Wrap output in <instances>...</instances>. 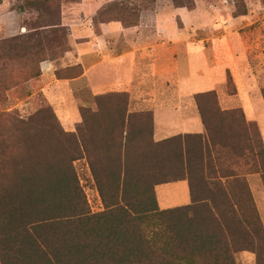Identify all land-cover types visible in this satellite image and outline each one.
<instances>
[{
	"label": "trees",
	"instance_id": "trees-1",
	"mask_svg": "<svg viewBox=\"0 0 264 264\" xmlns=\"http://www.w3.org/2000/svg\"><path fill=\"white\" fill-rule=\"evenodd\" d=\"M27 2L51 8L61 0ZM239 10L233 17L245 15ZM75 67L56 78L79 76L80 65L68 72ZM195 101L204 133L161 142L151 112L128 113L126 93L95 97L75 132L49 104L28 116L0 113V264H235L243 251L264 264V227L245 179L260 174L264 185L258 127L241 109L222 111L214 91ZM79 162L101 212L90 211ZM181 180L190 204L161 210L155 186Z\"/></svg>",
	"mask_w": 264,
	"mask_h": 264
},
{
	"label": "rangeland",
	"instance_id": "rangeland-1",
	"mask_svg": "<svg viewBox=\"0 0 264 264\" xmlns=\"http://www.w3.org/2000/svg\"><path fill=\"white\" fill-rule=\"evenodd\" d=\"M7 1L6 8L13 11L16 21L13 32L6 31L10 22L0 24V113L28 116L49 104L63 129L73 131L81 120L82 104L94 107V97L86 86H79L75 102L68 99L65 104L54 93L48 101L43 87L54 77L48 80L42 72L43 62L49 61L53 72L58 70L61 76L77 74L78 68L68 72L70 67H64L73 65L72 56L76 57L73 41L86 46L91 34L101 35L104 24L131 28L139 26L140 20V33L128 38L175 47L177 103L180 92L182 103L193 107L195 94L208 90L219 93L220 101L226 96L230 101L229 92L234 89L237 93L238 88L242 96L232 104L235 107L242 106L245 99L251 103L264 100V0H191L194 6L190 9L175 8L176 0H61L51 8L27 2L32 0ZM237 8L245 15L233 17ZM37 70L42 76L29 80ZM50 86L57 91L54 82ZM77 99L81 106L76 105ZM76 168L90 211L101 212L103 205L87 166L79 162ZM234 261L256 264V256L238 252Z\"/></svg>",
	"mask_w": 264,
	"mask_h": 264
},
{
	"label": "crops",
	"instance_id": "crops-1",
	"mask_svg": "<svg viewBox=\"0 0 264 264\" xmlns=\"http://www.w3.org/2000/svg\"><path fill=\"white\" fill-rule=\"evenodd\" d=\"M6 5H8L7 0L0 3V24L5 21L10 22L12 26L6 31L13 32L15 14L7 9ZM142 27L141 20L139 26L131 28H124L119 23L104 24L101 35L91 34L92 39L86 43V46L77 45L73 41L71 44L75 47L76 57L72 56L73 65L65 64L64 67L80 65L82 73L79 76L57 79L52 64L49 61L43 62L42 72L46 74L48 80L54 77L52 82L43 87L45 96L49 101V96L52 97L54 93V98L57 99L60 96L63 103L67 104L68 99L75 102L76 92H78L76 88L79 86H86L94 99L97 96L111 93H126L128 113H152L154 142H161L179 135L203 134L204 126L196 104L193 107L183 104L180 92L178 97L180 103H177L174 88L177 73L175 47L166 42L158 43L150 39L128 38V36L136 38ZM106 35H112L115 39L104 41L103 37ZM53 82L57 91L53 90L54 86L49 87ZM203 84L205 85L206 82ZM161 86H163V91H160ZM51 87L52 90H50ZM63 88L67 90L66 93ZM205 92L207 91L197 94ZM231 96L233 97L230 101L227 96L222 101L217 96L220 109L222 111L241 109L247 123H256L264 147L263 98L260 101L255 99L254 103L245 99L242 106L235 107L233 105H236L235 102L242 96V93L238 88L237 93ZM80 102L81 99H77L76 105L81 106ZM82 108L93 107H86L82 104ZM75 129L71 132H75ZM251 163L250 161L248 166ZM245 179L264 227V185L261 176L260 174H246ZM154 191L161 210L187 206L191 202L186 180L157 185Z\"/></svg>",
	"mask_w": 264,
	"mask_h": 264
}]
</instances>
